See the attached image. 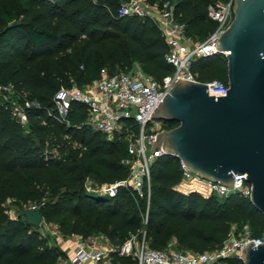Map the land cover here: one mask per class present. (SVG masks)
I'll return each mask as SVG.
<instances>
[{
    "label": "trees",
    "instance_id": "1",
    "mask_svg": "<svg viewBox=\"0 0 264 264\" xmlns=\"http://www.w3.org/2000/svg\"><path fill=\"white\" fill-rule=\"evenodd\" d=\"M124 1L10 0L0 7V46L15 41L17 58L25 55V62L31 63L68 49L59 62L50 61L36 72L0 62V83L10 82L16 94L38 104L26 109L24 129L0 104V264H55L65 258L20 214L9 216L5 200L34 205L41 221L54 224L61 236L100 235L112 248L107 252L111 264H132L128 256L115 252L131 234L142 235L152 249L172 241L175 249L191 252L217 247L231 224L246 225L251 235L264 240V218L247 198L236 193L202 197L174 191L178 161L167 153L149 165L147 196L123 187L113 196L84 190L86 178L100 184L125 177L126 167L120 162L127 157L125 135L121 131L104 139L84 123L85 109L77 102L69 104L68 123L57 122L47 114L54 91L70 84L82 87L96 79L101 68L125 72L135 64L157 81L172 71L164 59L167 47L151 17L115 15ZM225 1L145 0L149 5L167 2L173 19L182 24V34L192 41L203 40L215 27L208 6ZM19 41L28 48L26 54L24 47L17 50ZM188 69L197 81L225 85L221 53L195 56ZM125 124L135 131L133 123ZM175 124L166 121L164 127ZM226 261L242 264L235 258Z\"/></svg>",
    "mask_w": 264,
    "mask_h": 264
},
{
    "label": "built area",
    "instance_id": "2",
    "mask_svg": "<svg viewBox=\"0 0 264 264\" xmlns=\"http://www.w3.org/2000/svg\"><path fill=\"white\" fill-rule=\"evenodd\" d=\"M231 5L232 0H226L208 6V16L215 21V27L201 41H192L182 34V24L173 19L167 2L149 5L145 0H126L115 9L117 17L147 15L154 20L167 47L164 59L172 66V71L157 81L143 73L135 64L125 72L108 73L101 68L98 77L82 87L70 84L67 87L59 86L54 91L51 110L47 114L57 122L67 124L69 104L77 102L84 106V123L99 132L104 139L109 140L121 131L125 135L127 157L120 161L126 167L125 177L108 183L93 182L92 186L87 184L86 178L83 182L85 191L113 196L118 187H123L132 190L137 196H147L149 165L156 156L166 154L158 146L149 152L156 134L165 129L164 121L152 118L149 113L175 79L197 81L188 69L189 61L195 56L218 53L215 41L232 18ZM203 83L206 85V92L213 97L225 93L226 85L216 81ZM0 104L22 129L26 125V109L38 106L35 100L16 94L10 82L0 83ZM126 121L135 125V131L130 129V124H125ZM177 161L179 177L172 186L174 191L181 194L194 192L202 197H223L236 193L248 198L249 184L245 181V173H232V185L225 186L188 171L178 159ZM28 208L34 209L35 206L28 205ZM144 218L143 214L142 222ZM250 240L253 242L252 246L263 241L260 237L251 235L246 225L236 227L231 224L226 238L217 247L207 251L177 250L172 241L162 249H152L144 243L142 235L138 237L131 234L116 247L115 252L118 256H128L132 264H228L227 258L240 260V249ZM70 242L68 264H98L112 250H107L95 235L82 238L72 234Z\"/></svg>",
    "mask_w": 264,
    "mask_h": 264
},
{
    "label": "water",
    "instance_id": "3",
    "mask_svg": "<svg viewBox=\"0 0 264 264\" xmlns=\"http://www.w3.org/2000/svg\"><path fill=\"white\" fill-rule=\"evenodd\" d=\"M231 13L215 41L225 59V93L213 97L203 82L175 79L149 116L176 124L156 134L149 152L158 146L225 186L232 173H245L247 199L264 218V0H232ZM20 215L32 226L41 221L37 208ZM252 244L240 249V261L264 264V240Z\"/></svg>",
    "mask_w": 264,
    "mask_h": 264
},
{
    "label": "rangeland",
    "instance_id": "4",
    "mask_svg": "<svg viewBox=\"0 0 264 264\" xmlns=\"http://www.w3.org/2000/svg\"><path fill=\"white\" fill-rule=\"evenodd\" d=\"M10 0H0V7L7 6L9 4ZM150 13H154L153 11H150ZM155 15V14H154ZM55 20H51V24ZM14 38V36H13ZM12 40V39H11ZM14 44L12 46H8L6 43L2 44L0 46V62L7 66L8 68H13L17 65H21L23 68H28L32 72L39 71L43 69L45 66H47L50 61L59 62L60 56L64 54L65 52H68V49H62L60 51H57L49 56L41 57L31 63L25 62V55L22 57H16L15 53V41H12ZM25 46L22 44V41L18 42L17 50H22ZM24 54L27 53L28 48L23 49ZM87 184L93 185V181L91 179L87 180ZM88 193H91L90 191H86ZM3 205L6 208V212L9 214V216H14L15 214H20V211L22 209L28 208V206H19L13 203L11 200H5ZM39 235L46 241L47 245H56L59 247L60 244H64V242L70 240L71 241V235L68 236H61L56 228L55 225L52 223H43L40 221L37 225H35ZM100 243H106L105 240L100 235H95ZM60 249V247H59ZM63 251V250H62ZM65 254V258L59 259L55 264H68L67 262V256L65 251H63Z\"/></svg>",
    "mask_w": 264,
    "mask_h": 264
},
{
    "label": "crops",
    "instance_id": "5",
    "mask_svg": "<svg viewBox=\"0 0 264 264\" xmlns=\"http://www.w3.org/2000/svg\"><path fill=\"white\" fill-rule=\"evenodd\" d=\"M71 238H72V235H71ZM101 244H103V246H104L107 250H109V249L111 248L107 243H101ZM70 246H71V242H70V240L64 242V244H60V245H59L60 249L63 250V251H65L66 256H68V254H69V252H70ZM107 262L110 263L108 256H106V258H104L103 261H101V262L98 263V264H107ZM86 264H89V263H86ZM110 264H111V263H110Z\"/></svg>",
    "mask_w": 264,
    "mask_h": 264
}]
</instances>
